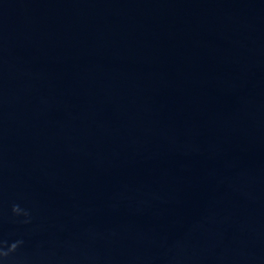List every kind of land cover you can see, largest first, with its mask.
I'll return each instance as SVG.
<instances>
[{
	"label": "water",
	"instance_id": "95a60500",
	"mask_svg": "<svg viewBox=\"0 0 264 264\" xmlns=\"http://www.w3.org/2000/svg\"><path fill=\"white\" fill-rule=\"evenodd\" d=\"M0 264H264V0H0Z\"/></svg>",
	"mask_w": 264,
	"mask_h": 264
}]
</instances>
